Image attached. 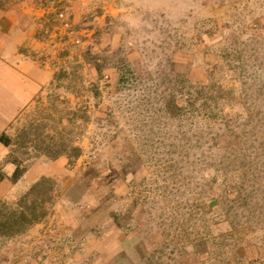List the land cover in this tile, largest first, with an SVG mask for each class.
I'll use <instances>...</instances> for the list:
<instances>
[{"label":"rangeland","instance_id":"obj_1","mask_svg":"<svg viewBox=\"0 0 264 264\" xmlns=\"http://www.w3.org/2000/svg\"><path fill=\"white\" fill-rule=\"evenodd\" d=\"M0 33L51 77L8 159L56 162L1 255L264 264V0H0Z\"/></svg>","mask_w":264,"mask_h":264},{"label":"crops","instance_id":"obj_2","mask_svg":"<svg viewBox=\"0 0 264 264\" xmlns=\"http://www.w3.org/2000/svg\"><path fill=\"white\" fill-rule=\"evenodd\" d=\"M10 40L8 35L0 33V168L3 175L0 180V200L12 192L27 190L46 174L47 169L56 165L54 161L32 162L16 181L10 180L16 167L8 159L12 144L10 127L36 101L51 78L47 71L31 64L20 54L19 45L10 43ZM0 264H16V261L11 255L0 254Z\"/></svg>","mask_w":264,"mask_h":264},{"label":"trees","instance_id":"obj_3","mask_svg":"<svg viewBox=\"0 0 264 264\" xmlns=\"http://www.w3.org/2000/svg\"><path fill=\"white\" fill-rule=\"evenodd\" d=\"M24 171H25V168L22 169V170H20L19 167L16 166V167H15V170H14L12 176H11L12 181H16V180L22 175V173H23ZM1 179H2V176H0V180H1ZM42 180H46V179H45L44 177H42L40 180H38V181L36 180L37 182H36L34 185H32L30 189H33V188L37 187V186H38L37 184H38L40 181H42ZM25 197H26V195H25ZM25 197H24V198H25Z\"/></svg>","mask_w":264,"mask_h":264}]
</instances>
